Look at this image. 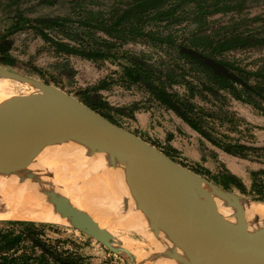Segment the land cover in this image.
I'll return each mask as SVG.
<instances>
[{
	"label": "rangeland",
	"instance_id": "obj_1",
	"mask_svg": "<svg viewBox=\"0 0 264 264\" xmlns=\"http://www.w3.org/2000/svg\"><path fill=\"white\" fill-rule=\"evenodd\" d=\"M249 1L241 9L227 14H217L213 19L216 22H244L241 28H245V25L247 28H253L264 23V0ZM124 2L125 0H0V36L5 33L8 35L7 39L11 41L8 53L13 58L11 64L0 62V67L45 82L82 102L83 100L95 101L100 106L99 110L111 119L106 118L135 133L175 161L216 184L221 185L226 180V176L235 175L250 188L251 172L264 169V151L258 154L261 156L259 162L226 153L191 127L172 109L157 100L151 94L148 83L132 82L124 72L128 64L127 57L137 56L146 62V65L152 66L158 81L170 83L174 79L172 78L173 70L180 71L185 67L188 70L187 79L198 84V78L203 75L196 67V69L191 67L165 45L159 47L141 42H128L117 47L115 49L117 56L114 58L92 60L55 49L56 45L53 41L77 43L66 35L65 28H48L47 32L51 40L47 41L33 27L39 18L58 16L71 18L72 21L68 22L67 27H77L81 19L108 17L114 7L121 6ZM23 17L29 20L24 21V26H19V30H13L16 28L14 27L16 23L20 21L23 23ZM252 17H259L261 20H248ZM185 24L167 28L158 25L155 29L163 33H172L177 37H186L190 27ZM93 31L95 29L91 28L87 32L90 37H93ZM81 35L86 42L90 40L87 39L86 33ZM224 57L247 70L254 71L264 66V45L235 49L227 52ZM35 67L41 70L42 76L35 71ZM0 84L15 94H23L30 88H36L28 83L1 76ZM169 86V90L172 89L181 96H186L210 113L207 119L210 127H213L211 128L213 135L217 138L227 134L229 138L237 139L239 142L264 147L263 110L233 97L227 89H221L219 94L214 96L208 91H199L197 88L195 95H191L187 85L182 82H171ZM141 115L144 118L141 119ZM184 125L191 127L192 132ZM160 133L164 136L161 137ZM262 180L264 182V173H262ZM231 190L245 197L248 202H259L241 193L235 186H232ZM59 216L62 215L59 214ZM66 216H63L62 220L59 218V221L57 218L41 221L55 222L56 225L40 230L42 238L47 243L81 251L86 257V264H133L124 255L119 256L109 252L100 242L90 238L73 224L84 225L92 230L98 228L101 234L103 231L109 234L112 230L106 229L103 225L99 226L95 222H91V225L85 224V221L71 223ZM7 228L14 230L15 233L20 230L19 225L0 223V232ZM114 231L111 233L116 241L122 243L132 253L139 247L137 245H140L146 257L152 259L156 256L155 245L150 243L138 229L120 228ZM22 244L30 250L29 241ZM146 260L148 262V259ZM147 262L146 264L149 263Z\"/></svg>",
	"mask_w": 264,
	"mask_h": 264
},
{
	"label": "trees",
	"instance_id": "obj_2",
	"mask_svg": "<svg viewBox=\"0 0 264 264\" xmlns=\"http://www.w3.org/2000/svg\"><path fill=\"white\" fill-rule=\"evenodd\" d=\"M248 2L250 1L125 0L123 5L114 7L108 17L81 19L77 27H67L68 22L72 21L68 16L39 18L33 27L47 41L51 40L47 32L48 28H65L66 35L77 43L53 41L56 45L55 49L92 60L114 58L117 56L115 49L128 42H141L159 47L165 45L191 67L201 72L203 77L198 78V84L187 79L188 70L185 67L180 71L173 70L172 78L174 79L170 83L158 81L152 66L146 65V62L137 56L127 57L128 64L124 68L126 77L132 82L148 83L151 94L157 100L172 109L191 127L226 153L259 162L261 156L258 154L264 151V147L239 142L237 139L229 138L227 134L217 138L213 135L211 131L213 127H210L207 119L210 113L186 96H181L168 88L171 82H182L187 85L191 95H195L198 88L199 91H208L214 96H217L221 89H227L233 97L248 102L264 112V66L250 71L224 57L227 52L235 49L264 45V23L253 28H247L246 25L245 28H241L244 22H216L213 19L217 14H227L241 9ZM258 18L252 17L248 20H261ZM28 20L23 17V23L21 21L16 23L14 25L16 28L13 30H19L24 26V21ZM182 24L190 27L186 37H177L172 33H163L155 29L158 25L167 28ZM91 28L95 29L92 33L93 37L87 33ZM82 33H86L87 39L90 40L86 42ZM7 38L6 33L0 36V62L11 64L13 58L8 53L11 41ZM182 47L191 49L202 57L184 51ZM35 71L42 76L38 67H35ZM0 90H7V88L0 84ZM83 101L98 113L108 117L99 110L100 106L95 101ZM262 173L264 169L251 172L250 188L235 175L226 176V180L221 185L229 190L235 186L241 193L264 203ZM0 223L20 227L18 233L8 228L0 232V264H86V257L81 251L49 244L42 238L40 230L56 226L54 223L13 219H0ZM25 241L31 243L30 250L22 244ZM102 245L109 252L123 256ZM125 257L135 264L127 256Z\"/></svg>",
	"mask_w": 264,
	"mask_h": 264
},
{
	"label": "water",
	"instance_id": "obj_3",
	"mask_svg": "<svg viewBox=\"0 0 264 264\" xmlns=\"http://www.w3.org/2000/svg\"><path fill=\"white\" fill-rule=\"evenodd\" d=\"M182 49L202 57L191 49ZM0 76L36 87L41 98L37 109L24 113L16 112L13 105L0 104V159L36 161L48 146L77 144L85 148L89 156L105 155L107 168L118 164L124 168L137 166L152 208L162 207L173 215V220L164 221L152 209H143L150 214L148 223L154 232L165 231L172 242L184 240L180 226L201 229L205 232L203 242L219 246L231 264H264V229L247 218L241 206L248 202L245 197L180 164L140 136L52 85L1 67ZM56 99L62 102L61 106L54 105ZM221 203L233 210L234 221L219 212ZM73 226L135 264H145L118 243L111 232L104 235L84 225ZM196 239L199 241L198 237Z\"/></svg>",
	"mask_w": 264,
	"mask_h": 264
},
{
	"label": "bare ground",
	"instance_id": "obj_4",
	"mask_svg": "<svg viewBox=\"0 0 264 264\" xmlns=\"http://www.w3.org/2000/svg\"><path fill=\"white\" fill-rule=\"evenodd\" d=\"M37 93L36 88L23 94L0 90V103L13 105L16 112L24 113L37 109L41 102ZM58 101L54 100L55 106L62 105ZM86 151L77 144L48 146L36 161L0 159V219L59 221L67 215L71 223L95 222L112 231L138 229L155 245L156 256L152 259L145 256L140 245L133 252L145 264L146 259L148 264H231L219 246L203 242L205 232L200 229L180 226L184 240L172 242L165 231L153 232L147 225L150 214L143 209H152L164 221L173 220V215L162 207L152 208L137 166L124 168L118 164L107 168L105 155L89 156ZM241 206L253 225L264 229V204L244 202ZM219 212L235 220L233 210L223 203ZM93 231L101 233L98 228Z\"/></svg>",
	"mask_w": 264,
	"mask_h": 264
},
{
	"label": "crops",
	"instance_id": "obj_5",
	"mask_svg": "<svg viewBox=\"0 0 264 264\" xmlns=\"http://www.w3.org/2000/svg\"><path fill=\"white\" fill-rule=\"evenodd\" d=\"M142 118H144V117H142V115H141V119H142ZM147 120H148V119H147ZM146 122H147V121H146ZM146 122H145V123H146ZM148 122H149V121H148ZM149 124H150V123H149ZM184 127H186L187 130H189L190 132H192L191 127H189V126H187V125H184ZM160 135H161V137L164 136V135H162V133H160ZM160 135H159V136H160ZM193 156H194V155H193ZM138 260H139V259H138ZM143 263H144V262H143Z\"/></svg>",
	"mask_w": 264,
	"mask_h": 264
}]
</instances>
